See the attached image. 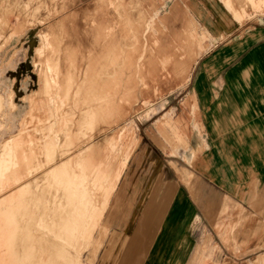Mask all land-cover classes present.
Segmentation results:
<instances>
[{
    "label": "rangeland",
    "instance_id": "1",
    "mask_svg": "<svg viewBox=\"0 0 264 264\" xmlns=\"http://www.w3.org/2000/svg\"><path fill=\"white\" fill-rule=\"evenodd\" d=\"M220 1L240 23L264 20V0ZM192 2L0 0V264L58 248V264H117L104 220L114 177L142 122L172 123L167 100L213 42ZM105 42L117 57L96 53ZM218 201L187 264H264V185Z\"/></svg>",
    "mask_w": 264,
    "mask_h": 264
},
{
    "label": "crops",
    "instance_id": "2",
    "mask_svg": "<svg viewBox=\"0 0 264 264\" xmlns=\"http://www.w3.org/2000/svg\"><path fill=\"white\" fill-rule=\"evenodd\" d=\"M191 10L213 42L183 97L167 100L172 123L166 113L142 122L114 177L104 220L117 264H187L194 226L218 200L244 182L264 185V20L240 23L220 0H193Z\"/></svg>",
    "mask_w": 264,
    "mask_h": 264
},
{
    "label": "bare ground",
    "instance_id": "3",
    "mask_svg": "<svg viewBox=\"0 0 264 264\" xmlns=\"http://www.w3.org/2000/svg\"><path fill=\"white\" fill-rule=\"evenodd\" d=\"M117 33V32H116ZM112 43V42H111ZM110 44V43H109ZM123 44V43H122ZM102 45V47H99L97 50H96V53H99V55H100V53H102V54H106L107 56H116V51L114 50V49H112L109 45H108V43H103V44H101ZM112 46V45H111ZM113 47V46H112ZM115 48V47H114ZM96 49V48H95ZM116 49V48H115ZM115 51V52H114ZM102 54H101V57H102ZM112 56V57H113ZM117 57V56H116ZM120 57V56H119ZM114 58V57H113ZM99 60V59H98ZM105 60H108V58H106ZM90 61V60H89ZM88 61V62H89ZM134 61V60H133ZM102 62V61H101ZM105 62V61H104ZM103 62V63H104ZM112 62H113V60H112ZM99 63V62H98ZM102 64V63H101ZM100 64V65H101ZM106 64V63H105ZM102 65L100 68H101V70L102 71H106L107 69H109V66H107V65ZM92 65V64H91ZM116 65V64H115ZM96 68V67H95ZM95 68H93V70H95ZM113 68V67H112ZM121 68V67H120ZM119 69V68H118ZM107 73V72H106ZM106 73H103L102 74V77L103 76H105L106 75ZM122 74V73H121ZM109 76V75H108ZM113 80V79H112ZM107 82V81H106ZM105 81L103 82V84L104 83H106ZM102 83V82H101ZM107 85H108V83H106ZM94 85V84H93ZM99 85V84H98ZM105 85H103V87H104ZM96 87H98V86H96ZM96 87L94 86V89H96ZM93 89V90H94ZM110 89V88H109ZM104 91H105V89H103ZM101 91V90H100ZM118 97V96H117ZM99 98V97H98ZM104 98V97H103ZM107 102V101H106ZM53 172V171H52ZM78 189V188H77ZM92 210V209H91ZM63 213V212H62ZM87 214V213H86ZM72 216V215H71ZM81 218V217H80ZM67 222V221H66ZM70 222V221H69ZM81 222V221H80ZM57 223H60V222H57ZM63 223V222H62ZM82 223V222H81ZM52 224V223H51ZM65 227V226H64ZM68 227V226H67ZM76 227V226H75ZM82 228V227H81ZM64 230V229H63ZM62 230V231H63ZM57 233V232H56ZM65 233V232H64ZM66 233H67V231H66ZM59 235V234H58ZM64 239V238H63ZM67 239H68V237H67ZM65 240V239H64ZM69 240V239H68ZM25 243V242H24ZM21 244V243H20ZM30 244V243H29ZM33 244V243H32ZM73 244V243H72ZM51 245V244H50ZM25 246V245H24ZM33 247V246H32ZM35 248V247H34ZM40 248V247H39ZM10 249V248H9ZM36 249V248H35ZM14 250V249H13ZM42 250V249H41ZM58 250V251H57ZM57 250H55V251H53L54 252V255H53V252H51V251H48L49 253H47V251H46V254H44L43 252V254L45 255V256H43L42 258H43V260L40 258L41 256H42V254L41 255H39L38 257L40 258V263L39 264H56L59 260H60V262H62V260H61V256H58V258H59V260H57V259H55V258H57L56 256H55V252L57 251V254H59V248L57 249ZM23 251V250H22ZM60 251H62V249L60 250ZM17 252H21V249H19V248H17ZM25 252H27L25 255H23V256H21V257H19V256H17V257H19L20 259H22V260H26V262H23V264H27V262L29 261V258H31L32 257V255H29V253H28V251H25ZM31 252V251H30ZM34 252V251H33ZM36 252V251H35ZM35 253H33V255H34ZM37 254H39V253H37ZM56 254V255H57ZM62 254V253H61ZM61 254H59V255H61ZM65 253L63 252V254H62V256L64 255ZM52 256H55L54 258H52ZM14 257V256H13ZM45 257V258H44ZM64 257V256H63ZM19 258H17V259H19ZM39 258H38V260H39ZM19 259V260H20ZM31 259H33V258H31ZM31 259H30V261H31ZM62 259H64V258H62ZM65 261H66V259H64ZM29 261V262H30ZM36 261H37V259H36ZM35 261V262H36ZM57 261V262H56ZM19 262V261H18ZM35 262H31V264L33 263H35ZM70 262H72V261H70ZM76 262H78V261H76ZM37 263V262H36ZM35 263V264H36ZM37 263V264H38ZM67 263V262H66ZM29 264V263H28ZM58 264V263H57ZM63 264V263H62ZM64 264H65V262H64ZM67 264H69V263H67Z\"/></svg>",
    "mask_w": 264,
    "mask_h": 264
}]
</instances>
